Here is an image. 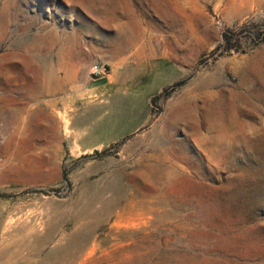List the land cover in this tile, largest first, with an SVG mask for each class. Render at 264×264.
<instances>
[{
	"label": "rangeland",
	"instance_id": "1",
	"mask_svg": "<svg viewBox=\"0 0 264 264\" xmlns=\"http://www.w3.org/2000/svg\"><path fill=\"white\" fill-rule=\"evenodd\" d=\"M0 264H264V0H0Z\"/></svg>",
	"mask_w": 264,
	"mask_h": 264
},
{
	"label": "bare ground",
	"instance_id": "2",
	"mask_svg": "<svg viewBox=\"0 0 264 264\" xmlns=\"http://www.w3.org/2000/svg\"><path fill=\"white\" fill-rule=\"evenodd\" d=\"M16 54V53H15Z\"/></svg>",
	"mask_w": 264,
	"mask_h": 264
}]
</instances>
